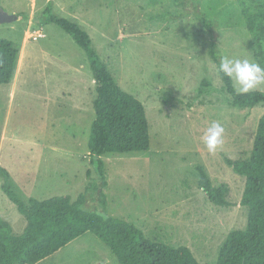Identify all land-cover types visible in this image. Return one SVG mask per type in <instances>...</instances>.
Instances as JSON below:
<instances>
[{
    "label": "rangeland",
    "instance_id": "rangeland-1",
    "mask_svg": "<svg viewBox=\"0 0 264 264\" xmlns=\"http://www.w3.org/2000/svg\"><path fill=\"white\" fill-rule=\"evenodd\" d=\"M48 1L0 0V10L18 16L0 23V38L21 47L12 81L0 84V166L12 187L26 201L84 195L85 210L215 264L228 234L247 223L245 176L228 161L250 156L264 104L232 106L212 52L259 63L247 22L264 0H53L54 12L83 26L118 85L145 106L150 149L103 155L106 185L89 149L96 84L88 55L43 20ZM212 122L225 129L215 154L201 141ZM198 165L226 187L229 206L199 186ZM3 182L0 214L21 234L26 218ZM35 264L120 262L89 231Z\"/></svg>",
    "mask_w": 264,
    "mask_h": 264
},
{
    "label": "trees",
    "instance_id": "trees-1",
    "mask_svg": "<svg viewBox=\"0 0 264 264\" xmlns=\"http://www.w3.org/2000/svg\"><path fill=\"white\" fill-rule=\"evenodd\" d=\"M261 5L248 17L247 24L253 36L256 57L264 67V3ZM43 20L57 24L70 34L88 55L96 84L93 100L95 118L91 124L89 149L91 163L106 185L103 155L146 152L150 149L145 106L136 96L118 85L83 26L77 20L54 12L53 0H49L43 10ZM202 20L210 27L205 19ZM20 50L21 47L13 41L0 38V84L12 81ZM212 54L219 67L218 53ZM219 76L232 106L253 108L264 104V87L247 94H238L232 80L221 72ZM228 162L237 173L245 176L241 205L248 210L247 223L244 228L228 234L215 264H264V114L258 122L250 156ZM197 170L199 186L209 199L217 205L229 206L226 187L215 186L202 165H198ZM0 176L4 180L2 190L27 221L25 230L15 234L12 224L0 214V264H35L89 231L110 247L120 264H201L188 246H171L150 240L126 220L113 216L102 217L85 210L84 195L75 200L69 196H56L26 201L14 190L8 170L1 166Z\"/></svg>",
    "mask_w": 264,
    "mask_h": 264
},
{
    "label": "clouds",
    "instance_id": "clouds-1",
    "mask_svg": "<svg viewBox=\"0 0 264 264\" xmlns=\"http://www.w3.org/2000/svg\"><path fill=\"white\" fill-rule=\"evenodd\" d=\"M218 70L233 81L238 94H247L264 85V67L248 58L221 56ZM224 132L218 122H212L204 131L201 141L210 154H215L223 146Z\"/></svg>",
    "mask_w": 264,
    "mask_h": 264
},
{
    "label": "water",
    "instance_id": "water-1",
    "mask_svg": "<svg viewBox=\"0 0 264 264\" xmlns=\"http://www.w3.org/2000/svg\"><path fill=\"white\" fill-rule=\"evenodd\" d=\"M17 19H18L17 15L9 14L5 11L0 10V23H7Z\"/></svg>",
    "mask_w": 264,
    "mask_h": 264
},
{
    "label": "built area",
    "instance_id": "built-area-1",
    "mask_svg": "<svg viewBox=\"0 0 264 264\" xmlns=\"http://www.w3.org/2000/svg\"><path fill=\"white\" fill-rule=\"evenodd\" d=\"M40 36H41V34H39V35H35V36H34V39H38Z\"/></svg>",
    "mask_w": 264,
    "mask_h": 264
}]
</instances>
